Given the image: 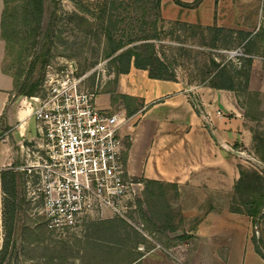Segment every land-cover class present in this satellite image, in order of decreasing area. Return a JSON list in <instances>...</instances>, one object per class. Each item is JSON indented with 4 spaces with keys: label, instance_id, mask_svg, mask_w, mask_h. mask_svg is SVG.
I'll return each mask as SVG.
<instances>
[{
    "label": "rangeland",
    "instance_id": "obj_1",
    "mask_svg": "<svg viewBox=\"0 0 264 264\" xmlns=\"http://www.w3.org/2000/svg\"><path fill=\"white\" fill-rule=\"evenodd\" d=\"M230 1L222 21L221 27L227 32L223 35L219 54L223 57L221 61H233L242 68L244 77L250 74L249 88L244 87L245 78L242 77L241 86L234 95L254 135L253 151L243 150L240 160L244 162L240 167L264 179V0ZM106 3L107 0H42L43 10L39 16L32 0H3L1 30L8 51L5 69L16 79L18 88L30 75L39 92L43 89L47 66L58 70L60 62L75 60L81 72L89 74L88 85L99 98L98 108L124 114L131 119L133 131H137L142 121L138 112L140 104L136 98L119 90L114 68L106 58L109 43L100 31L103 22L93 14ZM85 7L93 13H87ZM172 14L168 10L166 17L172 18ZM175 22L166 19L160 24L164 33L163 46L167 52L172 48V55H168L177 61L175 71L179 81L188 88L201 87L204 65L210 58L206 45H210L212 36L199 28L175 26ZM246 35H251L250 39L245 40ZM126 143L125 167L132 145L130 140ZM4 171H12V168L0 169ZM135 179L145 184L143 178ZM34 191L33 186L25 185L23 213L19 216L15 211L11 223L10 210L6 209L7 196L0 181V251L7 234L6 226L15 225L17 220L23 225L22 235L14 243L15 249L9 250L2 264H141L147 253L155 249L170 252L180 240H186L187 235L181 232L196 229L201 215H184L186 208L241 210L244 213L249 209L241 206L242 199H249V196L237 194L235 189L231 195L213 194V198L222 197L216 202L211 198L205 200L202 192L181 194L179 188L170 185L153 196L145 191L143 199L133 205L128 221L92 222L76 233L59 235L47 228ZM197 194L201 199H191ZM212 202L216 203L215 207L211 206ZM257 225L258 230L252 229L250 239L264 256V221L257 220ZM166 228L175 230L164 231ZM178 230L179 233L174 234Z\"/></svg>",
    "mask_w": 264,
    "mask_h": 264
},
{
    "label": "crops",
    "instance_id": "obj_2",
    "mask_svg": "<svg viewBox=\"0 0 264 264\" xmlns=\"http://www.w3.org/2000/svg\"><path fill=\"white\" fill-rule=\"evenodd\" d=\"M180 1L191 4L195 0ZM228 2L219 0L216 19L215 0H203L195 10L163 0L162 14L165 20L223 28ZM2 7L0 0V169H5L22 165L23 147L36 131L31 111L18 95V83L5 69L8 51L1 30ZM168 10L173 12L172 18L166 17ZM118 88L126 96L144 100L142 121L131 133L126 161L132 176L176 185L181 194L202 192L205 200L216 202L222 197L213 198V194L234 192L243 150L252 153L254 145L249 120L234 93L152 80L148 72L134 68L121 76ZM191 199L201 197L197 194ZM186 209L184 215H201L196 229L181 232L186 240H180L170 252L155 249L147 253L141 264H264L250 239V217L227 209Z\"/></svg>",
    "mask_w": 264,
    "mask_h": 264
},
{
    "label": "built area",
    "instance_id": "obj_3",
    "mask_svg": "<svg viewBox=\"0 0 264 264\" xmlns=\"http://www.w3.org/2000/svg\"><path fill=\"white\" fill-rule=\"evenodd\" d=\"M43 89L23 97L36 134L12 171L34 187L47 228L67 235L97 221H128L145 184L125 167L131 119L97 106V95L75 60L46 67Z\"/></svg>",
    "mask_w": 264,
    "mask_h": 264
},
{
    "label": "trees",
    "instance_id": "obj_4",
    "mask_svg": "<svg viewBox=\"0 0 264 264\" xmlns=\"http://www.w3.org/2000/svg\"><path fill=\"white\" fill-rule=\"evenodd\" d=\"M162 1L107 0L104 6L99 7L100 11H96L95 13L90 11L88 7H85L87 13L96 14L98 19L103 22L100 31L109 43L106 58L110 60L114 68V75L117 82H119L121 76L128 75L132 68L148 72L149 78L152 80L175 83L179 81L175 71L177 61L173 59V56H169L173 53L172 48L170 52H167L165 51L166 47L162 43L164 33L160 28V24L165 22L162 14ZM172 1L175 5L189 10L198 9L203 2V0H195L191 4H186L180 0ZM218 3L219 0H215V19ZM32 4L36 14L39 16L42 15V0H32ZM174 25L190 29L199 28L205 33H210L212 36L210 45H206V50H208L206 54L210 58L208 63L204 65L205 72L201 87L237 93L242 82L240 80L244 77L242 68L237 66L233 61H221L223 57L219 54L223 35L227 31L217 25L203 27L182 22H175ZM231 34L235 35L236 33L231 32ZM250 37L251 35H246L245 40L250 39ZM210 52H216L217 54H211ZM32 66H34V63H32ZM244 78V87L248 89L250 85V74H247ZM19 87L17 86V92L20 97H31L38 92V85L32 84L30 75ZM135 100L140 104L138 108V112H140L144 106V100L140 98H136ZM239 170L240 178L235 185V191L237 194L242 193L249 196V199H242L241 205L249 207V209L246 213L241 210L230 211L235 214L250 217L253 228L258 230L257 220L264 221V187H262L264 179L258 175L246 173L241 167ZM0 181L2 189L7 196L6 209L10 210V220L12 223L14 222L15 211L18 212L19 216L23 213L24 176L14 171H4L0 172ZM170 185L175 189L178 188L176 185L146 180L145 191L148 195L153 196L156 191H161L162 187ZM174 230L164 229V231L170 232ZM6 231L7 234L3 248L0 251V264L7 258L9 250L11 248L12 251L15 249L14 243H17L21 237L23 225L21 221L17 220L15 225H7ZM254 244L257 253L264 259L257 244L255 242Z\"/></svg>",
    "mask_w": 264,
    "mask_h": 264
}]
</instances>
